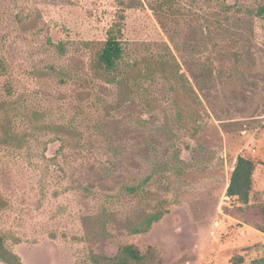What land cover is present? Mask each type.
I'll return each instance as SVG.
<instances>
[{
    "label": "rangeland",
    "instance_id": "rangeland-1",
    "mask_svg": "<svg viewBox=\"0 0 264 264\" xmlns=\"http://www.w3.org/2000/svg\"><path fill=\"white\" fill-rule=\"evenodd\" d=\"M133 2L107 83L96 60L116 0H0L6 246L23 264L264 258V234L224 211L240 155L264 198V0Z\"/></svg>",
    "mask_w": 264,
    "mask_h": 264
},
{
    "label": "trees",
    "instance_id": "trees-1",
    "mask_svg": "<svg viewBox=\"0 0 264 264\" xmlns=\"http://www.w3.org/2000/svg\"><path fill=\"white\" fill-rule=\"evenodd\" d=\"M200 0H191L198 3ZM117 12L115 19L107 31V38L100 52L97 54L96 72L100 77L102 74L107 83H114L112 73L116 72L120 62L124 59L126 53V45L123 40V23L126 19L127 9L134 8L133 0H116ZM58 50L63 52V44L57 46ZM6 71V67L0 60V76ZM11 90L9 94L11 96ZM9 104L5 101L0 102V110L7 112ZM9 135L8 133H6ZM257 164L254 160L244 156H238L234 169L231 173L230 182L226 191V197L235 204V211L224 209L225 213L236 220L247 224L264 234V198L254 193V174ZM131 193H136L137 188L131 187ZM253 216L255 220L251 222L247 217ZM164 217L163 213H157L145 219L143 224L135 233L147 232L153 224L161 221ZM123 253L128 257L139 260L141 255L139 250L133 246L123 248ZM0 262L3 264H23L21 258L6 246L3 235L0 234ZM243 256H234L231 259L232 264H244ZM251 264H264V258L254 259Z\"/></svg>",
    "mask_w": 264,
    "mask_h": 264
}]
</instances>
